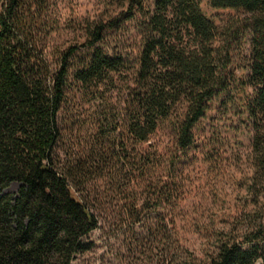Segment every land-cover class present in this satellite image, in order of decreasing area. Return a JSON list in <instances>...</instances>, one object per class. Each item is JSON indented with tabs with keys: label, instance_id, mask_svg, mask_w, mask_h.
<instances>
[{
	"label": "trees",
	"instance_id": "obj_1",
	"mask_svg": "<svg viewBox=\"0 0 264 264\" xmlns=\"http://www.w3.org/2000/svg\"><path fill=\"white\" fill-rule=\"evenodd\" d=\"M111 1L127 11L124 21L143 18L134 65L102 47L118 20L85 27L81 54L71 46L50 53L43 33L48 0L2 1L0 264H72L92 250L89 235L107 220L127 229L130 247L154 264H264V0H208L213 9L242 14L225 27L204 15L200 0H154L151 7ZM243 38L248 73L240 85L251 89L245 110L257 160L252 208L235 223L241 230L218 232L213 250L200 257L181 245L160 211L175 197L155 185L164 178L157 156L133 153L130 142L148 143L171 121L178 148L189 149L211 104L231 98L230 68ZM119 83L124 94L114 109ZM73 92L87 96L96 114L92 134L69 147L60 115ZM12 182L22 184L15 199L4 193ZM141 186L153 191L143 197Z\"/></svg>",
	"mask_w": 264,
	"mask_h": 264
},
{
	"label": "rangeland",
	"instance_id": "obj_2",
	"mask_svg": "<svg viewBox=\"0 0 264 264\" xmlns=\"http://www.w3.org/2000/svg\"><path fill=\"white\" fill-rule=\"evenodd\" d=\"M153 2L146 0V5L151 7ZM200 2L204 15L218 27L243 18L236 11L211 8L208 0ZM126 14L127 11L111 0H48L43 18L48 52L71 46L78 47L81 54L86 50L83 46L85 27L93 22L118 20L117 28L107 29L102 47L111 54H127L134 65L142 46L143 18L136 14L124 21ZM248 49L249 44L243 38L230 68L235 77L231 98L226 105L211 104L194 129V144L189 149L178 148L171 121L164 122L148 143L130 142L133 153L157 156V174L164 178L155 185L170 190L175 197L171 205H165L160 211L176 231L181 245L200 257L213 250L218 232L241 230L242 225L235 223L243 221L252 208L249 187L256 173L257 160L253 151L254 133L245 110V100L251 89L240 85L248 73L242 69ZM117 87L111 95L114 109L121 105L125 84L119 83ZM94 105L80 92L72 93L60 115L65 146L76 147L92 134ZM263 178L259 176L258 180ZM21 187V183L12 182L4 193L15 199ZM138 190H144V197L153 188L145 190L141 186ZM129 237L127 229L109 220L101 222L100 228L89 235L94 242L92 250L78 255L72 264H154L150 254L130 247Z\"/></svg>",
	"mask_w": 264,
	"mask_h": 264
}]
</instances>
